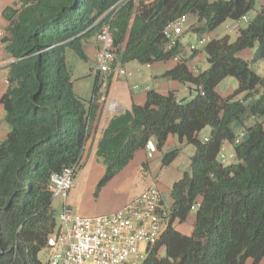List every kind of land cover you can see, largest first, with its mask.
Masks as SVG:
<instances>
[{
	"label": "trees",
	"instance_id": "16d2710c",
	"mask_svg": "<svg viewBox=\"0 0 264 264\" xmlns=\"http://www.w3.org/2000/svg\"><path fill=\"white\" fill-rule=\"evenodd\" d=\"M5 7L2 42L10 57L8 87L1 97L9 131L0 142V264H42L38 255L56 227L50 176L67 166L81 168L94 93L84 100L73 90L66 50L86 60L84 43L105 23L121 62L151 64L179 57L181 44L168 47L166 23L195 15L194 31L209 33L224 20H237L256 0H15ZM256 45L252 61L264 58V3L234 40L211 38L203 47L205 70L193 73L184 59L163 76L192 85L195 94L178 100L173 91L148 90L143 104L110 117L95 158L104 167L98 187L106 184L144 148L156 149L173 134L194 146L189 171L170 187L169 222L141 264H260L264 260V76L238 53ZM198 50L193 51L195 55ZM233 76L237 87L222 96L216 85ZM248 120L250 123L246 124ZM208 126L209 135L199 132ZM234 161L218 159L233 143ZM240 132V133H241ZM177 148L161 155L170 164ZM147 165L144 164V168ZM198 203L193 230L183 223Z\"/></svg>",
	"mask_w": 264,
	"mask_h": 264
},
{
	"label": "built area",
	"instance_id": "2783aa9c",
	"mask_svg": "<svg viewBox=\"0 0 264 264\" xmlns=\"http://www.w3.org/2000/svg\"><path fill=\"white\" fill-rule=\"evenodd\" d=\"M143 1L149 3L152 0ZM2 16L0 9V34L3 32ZM240 18L246 20L245 15ZM186 19L187 15H181L165 24L163 35L168 47L176 45ZM96 39L98 48L94 58V73L131 76V72L119 62L108 23L97 31ZM207 41L204 36H200L197 44H189V50L193 52L197 50V45H205ZM191 70L194 74L199 71L196 67ZM242 136L243 133H239L232 145L238 143ZM144 148L148 158L154 156L156 146L151 139L146 141ZM222 150L223 146L217 157L225 163L226 156ZM230 156L234 157V154ZM76 169V165L67 166L50 176L52 197H60L62 204L59 223L48 236L43 248L45 264H141L148 248L159 239L169 222V207L163 204L159 189L155 185L147 186L127 204L112 212L80 216L65 203L74 183ZM197 207L198 203L192 205V211Z\"/></svg>",
	"mask_w": 264,
	"mask_h": 264
},
{
	"label": "rangeland",
	"instance_id": "374dc122",
	"mask_svg": "<svg viewBox=\"0 0 264 264\" xmlns=\"http://www.w3.org/2000/svg\"><path fill=\"white\" fill-rule=\"evenodd\" d=\"M259 1L260 0H256L254 8L246 14V20H243L242 18L239 20L227 18L209 33L194 31V27L200 25L202 22H199L195 15H187L183 32L178 36L181 47L185 54L187 56L191 54V51L189 50V44H197V38L200 36H204L207 40H209L213 37L216 38L228 35L230 40H234L239 32V29L244 28L260 9ZM235 24L237 27H233ZM204 46L205 45H197L198 52L193 60L194 67H197L198 69L200 68V70H205L208 67V62L203 51ZM255 49L256 45L240 51L239 54H241L242 57L246 59H250V66L252 69L259 75L264 76V58L261 60L252 61ZM66 62L71 72L74 92L84 100H89L91 98L94 82L96 79V73H94L95 62L93 57L87 56V59L84 60L80 58L73 50L67 49ZM125 64L126 65L124 66L128 70H131L130 65H136L141 68L142 71L139 73V75L142 76V84L154 87L156 86L153 78L143 72L147 69L145 67L146 64H141L135 60H131ZM188 87L192 89L194 88L192 85H189ZM236 87L237 81L235 77L227 76L216 85V91L220 95L226 96L232 93ZM194 94L195 92L193 95ZM193 95L189 93L188 88H185L183 92L177 93L179 100L188 99ZM250 122L251 120H248L246 124ZM209 132L210 128L206 126L199 132L198 136L200 139H202L204 136H207ZM237 132L239 134L241 129H238ZM151 140L155 144V140L153 138ZM169 148L178 149L177 156L170 164L159 167L161 164V155L158 149H156L154 156L148 160V163L150 162V170H152L151 175L158 180V187L161 190L163 204L167 207H169L171 202L169 195L171 184L180 178L185 171H189L190 158L194 153V146L190 143H187L186 141L181 142L176 135L174 144L164 149V152L168 151ZM222 152L226 156L225 164H229L234 161V157L230 156L233 153V145L224 144ZM142 156L143 153L138 152L135 156V160L138 161ZM102 171L103 170L100 162H97L93 156H91L87 162H85L81 169L77 170L75 175L77 177V184L73 190L71 189V191L68 192L65 199V203L75 214L80 216H90L99 213L103 214L105 212H110L121 207L125 197L127 199V195L130 193L129 191H131L132 188L128 183L123 181L121 174L119 173V175L116 174L106 184L98 187V183L103 173ZM141 173H145V170H136L135 174L131 177L130 182L136 184L140 183L138 181V177L141 175ZM61 204L62 199L60 197H53L52 207L54 209V215L57 224L59 223L58 216L61 209ZM38 258L42 264L46 263L44 249L40 251ZM251 263V259H247L245 262V264ZM260 264H264V260H262Z\"/></svg>",
	"mask_w": 264,
	"mask_h": 264
},
{
	"label": "crops",
	"instance_id": "0c3cea01",
	"mask_svg": "<svg viewBox=\"0 0 264 264\" xmlns=\"http://www.w3.org/2000/svg\"><path fill=\"white\" fill-rule=\"evenodd\" d=\"M259 3L260 5L263 4L264 0H260ZM5 7L17 8V5L15 4V0H0V9L3 10ZM6 12H4L2 16V20H1V25L3 29L5 28L7 24ZM4 35H6L5 30H3V32L0 34V142H2L5 139L9 131V125L5 120V111L1 104V97L8 87L7 66L12 61H14V59L10 57L9 53L7 52L5 48V44L2 42V37ZM97 48H98V41L96 39V35L90 37L84 43V51L86 55L88 57L92 56L93 59L95 58V53L97 51ZM192 54L193 52H191V54L187 56L181 47V52L177 60L172 58L166 61H157L151 64H146L145 67L147 69L144 70L143 72L153 78V80L155 81V85H156L155 87L142 84L141 82L142 76L139 75V73H141L142 70L136 65H130L131 70L127 69L128 71L131 72V76L129 77H122V76H117V75L116 77L115 74L96 73L97 87H98V90L96 93L97 94V99H96L97 109H96L95 116L91 120L88 136H87V139L84 145L82 159H81V163H82L81 168L84 166L85 162H87V160L91 156L95 158L97 142L99 138L101 137L103 130L105 126L107 125V122L110 119V117L126 109H130L132 103L143 104L148 90H155L161 94H166L169 91H173L176 99L178 100H179V96H177V93L183 92L185 88H188L189 93L193 95V93L195 92L194 88L193 89L189 88L188 87L189 85L187 84H183V83L178 82L177 80L170 79L168 77L163 76L165 71L173 68L180 61V59H184L188 67L192 69L194 67L193 60L196 57L197 53L193 56ZM238 55L242 57L241 54L238 53ZM118 56H119V62H121L119 53H118ZM122 64L123 66L126 65L125 63H122ZM198 70H200V68ZM93 93H94V87H93L91 97ZM101 97H103V99H101ZM112 103L113 104L115 103V105L112 106ZM207 136H204L203 138ZM174 141H175V135L173 134L168 135L165 145L162 147V149L159 150L160 155L164 153V149L174 144ZM144 151H145V148L138 149L135 152L134 157L128 162V164L120 172H118L119 174H121V178L123 179V181L125 183H128L129 186H131L132 188V190L129 191L130 193L127 195L128 196L127 199L125 197V200L122 203V206L127 204L133 197H135L140 192H142L147 186L155 185L159 189L158 180L151 175L152 170H150V165H149L150 162L148 163V160H150V158L146 156V151L145 152ZM138 152H142L143 156L139 158L138 161H136L135 156ZM144 164L147 165L145 168H144ZM101 166L103 170L102 171L103 172L102 176H103L104 167L102 164ZM159 167H161V164L159 165ZM138 169L145 170V173L143 174L141 173V175H139L138 177V181L140 183L136 184V183L130 182L131 177L135 174V171ZM76 184H77V177L75 176L74 183L71 188L72 190L74 189ZM159 191L161 193L160 189ZM162 202H163V198H162ZM191 212L188 215L185 222L174 223L175 229L179 230L180 232L184 234H190L192 232L195 211H191ZM105 213H109V212H105ZM99 214H102V213H99Z\"/></svg>",
	"mask_w": 264,
	"mask_h": 264
}]
</instances>
